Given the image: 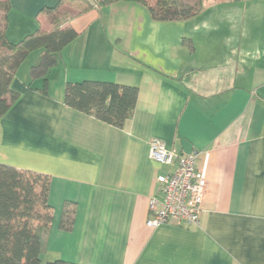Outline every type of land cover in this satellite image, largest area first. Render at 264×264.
Wrapping results in <instances>:
<instances>
[{
    "label": "crops",
    "instance_id": "0c3cea01",
    "mask_svg": "<svg viewBox=\"0 0 264 264\" xmlns=\"http://www.w3.org/2000/svg\"><path fill=\"white\" fill-rule=\"evenodd\" d=\"M1 1L17 43L49 27L43 10L60 0ZM66 27L78 37L47 92L42 80L28 87L37 50L14 79L20 99L0 119V164L51 178L44 254L73 264H264V0H205L195 18L161 23L122 2ZM86 81L138 89L123 128L65 104L67 84ZM154 139L201 154L207 185L196 226H147L157 178L169 171L150 157ZM66 204L75 206L70 230L61 228Z\"/></svg>",
    "mask_w": 264,
    "mask_h": 264
},
{
    "label": "trees",
    "instance_id": "16d2710c",
    "mask_svg": "<svg viewBox=\"0 0 264 264\" xmlns=\"http://www.w3.org/2000/svg\"><path fill=\"white\" fill-rule=\"evenodd\" d=\"M122 2L144 6L152 20L161 23L195 18L202 12L205 0H60L43 10L50 26L38 29L17 43L8 38L10 3L1 1L0 119L20 99V92L12 85L31 53L43 51L40 62L30 69L28 87L34 89V83L42 80L39 91L45 94L49 73L57 66L64 48L78 37V33L66 25L94 7ZM137 99L136 87L86 81L67 84L64 102L106 124L123 128L134 115ZM50 184L51 178L47 175L0 164V264H43L42 255L47 249L53 223ZM74 216L75 206L66 204L61 228L70 230ZM46 264L73 263L55 260Z\"/></svg>",
    "mask_w": 264,
    "mask_h": 264
},
{
    "label": "built area",
    "instance_id": "2783aa9c",
    "mask_svg": "<svg viewBox=\"0 0 264 264\" xmlns=\"http://www.w3.org/2000/svg\"><path fill=\"white\" fill-rule=\"evenodd\" d=\"M200 152L180 154L158 139L150 144V157L169 171L157 178L158 192L150 199L147 226L177 223L196 226L203 211L207 181L198 168Z\"/></svg>",
    "mask_w": 264,
    "mask_h": 264
},
{
    "label": "rangeland",
    "instance_id": "374dc122",
    "mask_svg": "<svg viewBox=\"0 0 264 264\" xmlns=\"http://www.w3.org/2000/svg\"><path fill=\"white\" fill-rule=\"evenodd\" d=\"M53 259L54 258H50L49 256H47L45 254L42 255V262H43V264H46L49 261H55L56 260V259H54V260Z\"/></svg>",
    "mask_w": 264,
    "mask_h": 264
}]
</instances>
